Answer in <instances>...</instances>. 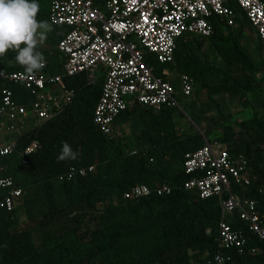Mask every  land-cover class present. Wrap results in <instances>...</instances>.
Wrapping results in <instances>:
<instances>
[{
  "label": "trees",
  "instance_id": "trees-1",
  "mask_svg": "<svg viewBox=\"0 0 264 264\" xmlns=\"http://www.w3.org/2000/svg\"><path fill=\"white\" fill-rule=\"evenodd\" d=\"M36 2V19L48 22V2ZM232 6L241 11L236 4ZM246 23L241 12L236 24L239 32ZM212 28L208 39H178L174 62L156 64L155 72L168 67L172 73L188 74L209 96H238L242 106L249 108L250 116L233 126L222 125L217 139L230 155L245 156L254 179L246 188L232 182V189L253 199L264 221V111L251 106L247 98L257 88L228 75L230 68L251 75L258 74L259 68L239 45L234 27L214 18ZM206 40L217 52L221 66L197 53ZM16 55L17 51L10 49L0 56V70L23 68L10 63ZM211 76H217L213 84ZM64 82L76 92L72 103L54 118L21 133L18 149L12 154L0 155V176H11L14 185L22 189L11 210L0 207V264H196L201 256L214 253L220 217L217 199H202L182 187L189 177L184 153L201 147L209 133L179 136L174 121L176 106L165 104L157 113L132 106L122 115L139 118L144 126L140 136L147 138L148 145L130 150L122 139L104 137L92 122L100 82L88 84L84 74L65 77ZM13 88L15 95L21 93L18 86ZM33 140L38 141V148L21 165L19 150ZM63 142L78 154L76 160L58 161ZM90 165L93 172L58 181L70 166ZM134 184H146L153 193L136 200L123 199L122 194ZM163 184L169 185L171 192L156 195L154 189ZM6 195L7 190L0 189V203ZM19 211L24 214L23 221L18 218ZM233 226L243 228L241 223ZM232 261L264 264V242L247 234L245 251H233Z\"/></svg>",
  "mask_w": 264,
  "mask_h": 264
},
{
  "label": "built area",
  "instance_id": "built-area-1",
  "mask_svg": "<svg viewBox=\"0 0 264 264\" xmlns=\"http://www.w3.org/2000/svg\"><path fill=\"white\" fill-rule=\"evenodd\" d=\"M48 23L65 27L56 41L62 57L59 72H53L47 58L34 73L0 70V155L18 149V136L62 112L73 101L75 90L65 77L84 74L88 84L100 82L92 122L108 138L119 136L122 112L137 106L159 112L165 104L177 106V92L191 96L196 81L185 73H172L168 67L155 72V65L174 62L177 40L188 36L208 39L212 20L219 18L235 27L241 12L264 48V4L261 0H45ZM236 4L241 11H237ZM12 87H11V86ZM13 86L21 93L15 95ZM38 148L33 140L19 150L21 165ZM134 153V151L132 152ZM184 170L189 177L182 187L200 198H216L220 207L217 222V249L201 256L196 264H234L232 252L243 253L247 234L264 242V221L253 199L232 189L242 188L254 179L244 155L232 156L217 138L184 153ZM2 166H0V170ZM93 165L70 166L58 181H70L93 172ZM0 189L7 195L0 207L11 210L22 189L11 176H0ZM171 192L169 185L154 189L156 195ZM146 184H134L122 194L126 200L149 196ZM241 223L243 228H234Z\"/></svg>",
  "mask_w": 264,
  "mask_h": 264
},
{
  "label": "rangeland",
  "instance_id": "rangeland-1",
  "mask_svg": "<svg viewBox=\"0 0 264 264\" xmlns=\"http://www.w3.org/2000/svg\"><path fill=\"white\" fill-rule=\"evenodd\" d=\"M54 28L47 33V38L44 42L46 55L51 58L58 59L56 52V41L60 34L54 33ZM240 26L233 28L234 33L238 38V43L242 49L246 51L252 62L259 68V73L251 75L246 72H241L238 69H229L228 75L236 80H240L244 84L253 85L257 88L256 92L247 95L251 106L264 111V49L257 37L254 29L246 23L242 32H239ZM198 54L203 53L209 63L222 65L217 52L209 41H205L201 48L197 51ZM57 63V62H56ZM53 72L58 71V67L51 69ZM262 80H259V77ZM217 76L209 77L210 83H215ZM97 82V81H96ZM99 82V81H98ZM178 102L177 113L175 116V128L179 136L188 135L195 131L208 132L209 138H218L221 134V126L225 124L234 125L243 118L250 116L251 111L248 107H243L239 102L238 96H230L226 94H216L209 96L205 89L196 85L194 93L189 97H183L178 92L176 94ZM144 126L140 123L137 116L122 115L120 119L119 136L115 139H122L128 144L130 150H139L147 147L148 141L146 137H141L140 133ZM110 201L117 202L115 197H110ZM20 221L24 220L22 211L18 212Z\"/></svg>",
  "mask_w": 264,
  "mask_h": 264
},
{
  "label": "clouds",
  "instance_id": "clouds-1",
  "mask_svg": "<svg viewBox=\"0 0 264 264\" xmlns=\"http://www.w3.org/2000/svg\"><path fill=\"white\" fill-rule=\"evenodd\" d=\"M38 12L36 0H0V56L10 49L17 51V63L30 74L44 67V57L37 49L52 30L47 21L36 19ZM77 158L78 154L63 142L58 161Z\"/></svg>",
  "mask_w": 264,
  "mask_h": 264
},
{
  "label": "crops",
  "instance_id": "crops-1",
  "mask_svg": "<svg viewBox=\"0 0 264 264\" xmlns=\"http://www.w3.org/2000/svg\"><path fill=\"white\" fill-rule=\"evenodd\" d=\"M52 27V26H51ZM66 31V28L65 27H55L54 28V33H57V34H60L59 37ZM58 37V38H59ZM264 49V48H263ZM42 55L43 57L47 58V60L49 61L50 65H51V69H54V67H58L57 65L61 64V56L57 53V58H53V61H51V58L49 59V57L46 55V48L44 46V43L42 46L38 47L37 49ZM57 52V51H56ZM57 62V63H56ZM12 64H18L16 59L13 60L12 62H10ZM55 72H59V67H58V71H55ZM19 87V86H18Z\"/></svg>",
  "mask_w": 264,
  "mask_h": 264
}]
</instances>
